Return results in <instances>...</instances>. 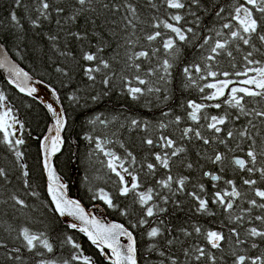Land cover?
Listing matches in <instances>:
<instances>
[{
	"label": "trees",
	"instance_id": "obj_1",
	"mask_svg": "<svg viewBox=\"0 0 264 264\" xmlns=\"http://www.w3.org/2000/svg\"><path fill=\"white\" fill-rule=\"evenodd\" d=\"M51 8L48 12V18L39 17V26H33L32 19L37 18V0H23V7H16L14 0H0V44H2L9 55L13 57L18 64L32 76L38 78L51 86L57 93L64 116L65 127L61 136L65 143L62 145L60 153L54 158V166L58 176L61 178L70 196L79 199L89 210L102 218H109L123 224L133 232L138 250V264H170L168 257L177 259L178 264H196L183 254L184 248L192 245L204 246L213 252L217 257V264H233L234 257L231 255L235 250L238 254L247 256L260 255L264 252V240L260 238H249L245 230L249 227H261L259 222L252 220L255 215H264L258 208L251 209L250 213L243 212L247 209V197L242 196L234 201V209L231 214L234 220L236 215L244 217L241 224H233L229 221V214L223 209L211 203L212 193L217 188H229L224 181H235L238 189L242 193L251 192L247 186L241 183L242 177H247L246 172H242L232 164L234 157L246 158V151L251 143L247 139L236 136L232 139L226 137L228 130L237 132L245 126L251 135L257 140V145L264 139V123L260 118L253 120L252 125H248L251 117L240 116L239 120L229 118L226 125L222 126L224 131L219 134L220 139H225L226 143H219L213 138L216 134L211 133L202 125L207 121L203 115H224L230 113L235 115L237 110L223 104V97L218 101H206L201 99L204 93H200L198 87L187 86L188 81L183 75V67L192 62H199L200 52L193 48L191 44L181 45L179 59L175 62L172 69V76L167 84L160 82L161 93L145 95L139 100L130 99L126 93L122 92L118 77L113 79L112 87L107 89L108 95H103L104 86L100 82L102 74L97 73L96 81L93 83L84 76L82 66L87 64L81 59L84 51L95 52L98 47L103 46V52L100 53L104 59L111 60L117 52L120 54V63L113 62V68L119 70L123 68V58L125 55V39L132 33V29H125L127 9L124 7L125 0H93L89 5L86 4L85 11L80 13L75 19L72 17L79 7L75 0H48ZM137 11L139 21L135 34L131 39L135 40L137 36L141 37L140 43L134 48L140 51L148 48L147 42L142 39L144 32L153 31L151 27L158 20H166L171 14L161 0H153L157 7H152L148 0H127ZM187 2V0H186ZM242 0H201V8H192L190 11H196L202 19V23L196 29L199 32L205 27L215 26L219 28V22H216L212 14V5L219 4L226 9L224 15L235 3ZM104 4H108L106 9ZM113 5H120L118 11L113 9ZM63 7L64 12L58 14L56 7ZM91 9V10H87ZM16 11L20 18V25H15L10 20L9 14ZM189 10L182 12L186 21L192 22L195 27V18ZM131 18V17H130ZM59 22V23H58ZM171 22V21H170ZM188 26V25H186ZM161 31H164L161 28ZM71 33H80L83 37L77 40ZM56 37L55 40L50 37ZM236 55L237 70L242 64L241 53ZM161 55L163 53L161 52ZM257 59L261 57L257 54ZM145 69L149 66H155L156 60L153 58L150 62H142ZM61 68L64 71L58 72ZM217 70L233 71L228 58L220 60ZM195 76V73L193 74ZM222 78V77H221ZM155 83V77L152 78ZM211 78H209L210 81ZM233 80L243 79V77H232ZM209 81H199L200 85ZM0 91H3L7 97V102L13 110V114L24 124L22 131L19 130L17 138L24 139L25 143L19 146V151L23 153L22 159L15 156L13 150L8 145L0 142V168L6 172V177H0V264H36L39 259H53L62 262L73 253L71 245L64 243L66 236H72L74 241L81 245L84 255L91 257L95 264H109L107 259L82 233L76 229H71L65 225L59 216L53 211V205L48 197L45 179L43 175L39 142L46 134L50 123L49 115L45 109L34 100L20 95L14 88H11L0 74ZM210 90H206L208 92ZM167 95L168 99H163ZM97 96V100L91 97ZM74 97V99H69ZM247 108H264V103H256L252 98H245ZM257 100L259 98H256ZM189 100L197 103L214 104L221 103V109L205 108L201 113V121L193 122L187 118V102ZM169 113L165 116L163 113ZM182 117L179 125L174 123L175 117ZM99 119H96V118ZM131 119H137L141 122V128H133L130 124ZM95 120V123L90 121ZM106 121L102 124L100 121ZM148 123L147 130H142L143 123ZM163 123L167 127L161 129L159 124ZM185 127L199 129L205 137H209L211 142L208 145L197 140L194 133H191L192 139H181V131ZM161 135L169 136L176 141L177 146L185 148V152L179 157L171 160L170 170L157 166L153 174H149L146 168L148 162H153L154 152H163L159 146L158 137ZM89 137L92 139L90 140ZM151 137L157 141L156 146L149 147L143 143L144 139ZM105 143L106 151H113L124 159L125 167H128L139 178L141 185L138 191H144L148 187H153L155 193L170 197V201L164 204L159 196H154L150 204L157 207L166 208L167 211L159 213L153 217H147L148 224L142 227L133 228L132 225L137 222L142 214L138 203H134L133 194L127 197L119 195L118 177L107 168V160L103 152L95 148V139ZM2 141V134H0ZM123 144L124 147H120ZM131 151L136 157L135 163L127 156ZM167 151H171L170 149ZM216 153H223L225 160L223 164H214L211 159ZM191 163L192 168L187 164ZM25 165L21 168L20 165ZM23 171L29 175L23 176ZM211 172L222 177L220 181H212L209 177L203 176V172ZM167 175H172L174 179L181 176L188 177L185 183V191H176V185L173 183L172 191L156 184L157 180L166 179ZM126 180L130 182L131 177L125 175ZM252 178L259 180L258 173ZM28 181L29 187L25 186ZM205 186V192L202 197L209 201V213H198L196 211V201L188 196L187 192H199V185ZM217 188H214L213 185ZM259 186L264 187V183ZM103 189L113 199L116 205L109 208L103 200L99 198V191ZM230 190V188H229ZM32 193H35L33 195ZM15 195L22 199L24 205H17L11 197ZM258 199V198H257ZM175 201L179 202L177 207ZM126 211V214H122ZM164 223L161 224L160 221ZM192 225H198L205 231H222L228 235V228L237 227L240 231V239L245 240L244 244L237 245L236 237H229L222 242L223 250L211 249L202 238L195 234L184 236L180 229L192 230ZM227 225V227H225ZM151 227H160L163 235L157 238H149L147 231ZM28 228L37 235L43 233L50 243L53 244L54 253H47L42 246L37 245L35 251L44 253L42 257H37L34 252L27 251L23 247V240L20 236L22 229ZM166 239H174L172 245H167ZM255 242L257 248H252L251 244ZM153 250H149V246ZM20 248L19 253L12 250ZM163 251L165 256H161ZM19 255L20 261L10 259V256ZM200 263L208 264L207 261Z\"/></svg>",
	"mask_w": 264,
	"mask_h": 264
},
{
	"label": "snow or ice",
	"instance_id": "obj_2",
	"mask_svg": "<svg viewBox=\"0 0 264 264\" xmlns=\"http://www.w3.org/2000/svg\"><path fill=\"white\" fill-rule=\"evenodd\" d=\"M93 0H75V4L79 7L76 9L75 15L72 17L75 19L80 13L85 11V5L91 4ZM162 4L167 10H171V14L166 20H158L151 27L153 31H141L144 32L142 39L147 42L149 50L144 49L135 51L134 48L140 43L141 37L137 36L135 40L131 39V35L135 34L137 29V22L139 16L137 15L136 8L125 0L124 7L127 9V15L124 16L126 21L125 29L131 28L132 33L125 39L124 45H118V47H125V55L123 58V68L117 70L113 68V62L120 63L121 58L119 52L112 57L111 60L104 59L100 56L103 52V46L98 47L95 52L84 51L81 59L88 62L82 66V71L85 77L89 81L95 83L97 73L102 74L101 83L105 88L103 95H108L107 89L112 87L113 79L118 77L121 84L122 92L132 100H139L145 95L153 93H161L162 89L159 87V83L163 82L167 84L169 78L172 76V69L175 66V62L179 59L181 53V45L191 44L193 48L200 52L199 62H192L183 67V75L188 81L187 86L198 87L200 93H204L201 99L206 101H218L220 98H224L222 103L228 105L231 108L237 110L236 114L225 113L224 115H203V119L207 121L202 127H206L211 133L216 134L215 139L219 143H226L225 139H220L219 134L224 131L222 126L226 125L229 118L239 120L240 116L251 117L248 120V125L253 124V120L260 118L264 123V108L256 109L247 108L245 98H252V101L256 103H264V0H242L237 2L228 11L227 16L224 15L226 9L219 4L212 5V14L215 17L216 22H219V28L215 26L208 28L205 27L197 32V28L202 23L200 15L196 11H190L192 8L200 9L201 0H161ZM39 7L37 8V18L32 19L33 26H39V17L48 18V12L51 8L48 0H37ZM148 3L152 7H157L153 0H148ZM16 7H23V0H14ZM104 8H108V4L103 5ZM113 9L118 11L120 5H113ZM91 10V9H87ZM184 10H189L190 14L195 18V27L191 26L192 22L186 21L185 15L182 14ZM55 11L60 14L64 12L63 7H56ZM10 20L15 25H20V18L16 11H12L10 14ZM131 17V18H130ZM171 21V22H170ZM59 23V22H58ZM188 25V26H186ZM161 28L164 31H161ZM77 40L83 39L80 33H71ZM55 40L56 37H50ZM2 51V46H0ZM161 52L163 55H161ZM234 53H241L242 64L240 69L237 70L238 65L236 63V55ZM257 54L261 59H257ZM228 58L231 63L233 71L217 70L220 65L221 58ZM153 58L156 60L155 66H149L145 69L143 61H151ZM0 68L6 69L10 73L9 84L14 85L19 92L31 97L37 92V88L29 84L32 79L29 74L22 68L17 67L14 64L9 63L6 58H0ZM58 72H63L61 68L56 69ZM195 73V76L193 75ZM155 77V83L153 82ZM222 77V78H221ZM232 77H243L240 80H233ZM209 78L210 81H209ZM199 81L205 82L203 85L199 84ZM239 84L242 86H232ZM206 90H210L206 92ZM55 95V92H53ZM256 98H259L258 100ZM74 99V97H69ZM92 100H97V96L91 97ZM163 99L167 100L168 96H163ZM48 112L52 114L55 119L54 125L49 127L48 132L54 135H45L41 141V148L44 152L43 167L47 173V191L51 198V203L54 205L53 211L60 216H72L80 221V224L70 223L68 227L71 229H77L82 232L93 245L100 250L101 254L107 258L109 264H138V250L136 247V241L133 236V232L121 224H103L96 217H89L81 205L75 201L68 199L65 195V185L61 182V178L56 174L51 165V158L61 150V146L65 143L61 136V132L65 127L64 113L57 111L51 104L46 105ZM187 118L193 122L199 123L201 121V113L205 108L211 107L215 109H221V103L204 104L197 103L189 100L187 102ZM167 116L169 113H163ZM96 119H99L98 117ZM182 117L176 116L174 123L179 125ZM96 121H90L95 123ZM100 123L105 124L106 121L101 120ZM130 124L133 128H141V122L137 119H131ZM19 125V130L22 131L24 124L13 114L12 108L7 102V97L3 91H0V134H2V141L8 145L11 150L14 151L15 156L18 159H22L23 153L19 151V146L25 143L24 139L17 138L15 132L17 131L14 126ZM161 129L167 127V125L160 123ZM148 123L144 122L142 130H147ZM194 133L197 140H201L203 144L208 145L211 142L209 137H205L199 129H193L192 127H185L181 131V139H192L190 136ZM239 136L242 139H247L251 143L248 146V150L245 155L246 158H235L232 160V164L248 174L247 177L241 178V183L247 186V189L251 192V196L248 197L247 193H242L235 181L229 179L224 183L229 188H217L214 184L213 187L217 188L212 195L211 203L219 205L225 213L229 214V221L233 224H241L244 217L242 215H236L234 220L232 219V212L234 209V201L242 196L247 197V209H242L243 212L250 213L251 209L258 208L264 212V187L259 186L264 183V139H262L257 145L256 138L250 134L248 127L233 132L228 130L226 137L232 139ZM91 140L92 138L89 137ZM159 146L164 149L163 152H154L151 155L154 157L153 162H148L146 168L149 174H153L157 166L166 170L171 168V160L174 157H179L185 152V148L177 146L176 141L169 136L161 135L158 137ZM105 143L110 141H102L99 138L95 139V148L97 151L103 152L108 157L107 168L118 177L119 183V195L127 197L130 193L134 196V203H138L143 209L142 214L138 218L137 222L132 225L133 228L142 227L148 224L147 217H153L159 213L167 211L166 208L157 207L155 204H150L154 200V196H159L163 200L164 204L169 203L170 197L163 196L159 193H155L153 187H148L144 191H138L141 185L139 178L128 167H125L124 159L118 156L113 151H106L104 148ZM143 143L149 147L156 146L157 141L148 137L144 139ZM120 147H124L123 144ZM171 151H167V150ZM127 156L131 158L132 163H135L136 157L131 151L127 152ZM211 162L214 164H223L225 155L223 153H216ZM23 169L25 165L21 164ZM190 169L193 167L191 163L187 164ZM119 169V170H118ZM258 173L259 180L252 178ZM23 176L27 177L29 173L23 171ZM6 172L3 168H0V177H6ZM125 175L131 177L130 182L125 179ZM203 176L209 177L212 181H220L222 177L218 174L211 172H203ZM188 177L181 176L174 179L172 175H167L166 179L157 180L156 184L162 188L172 191V185L175 183L176 191H185V183ZM25 186L29 187L28 181H25ZM205 192V186L199 185V192L192 191L186 194L194 201H196V211L198 213H209V201L202 197L201 193ZM35 195V193H32ZM99 198L104 201L109 208H114L116 205L113 203L112 197L103 189L99 191ZM258 198V199H257ZM17 205H24L22 199L17 198L15 195L11 197ZM177 207L179 202L175 201ZM122 214H126V211ZM254 221L259 222L261 227L252 226L245 230V234L249 238H260L264 240V215H255L251 218ZM164 223L163 220L160 221ZM227 227V225H225ZM180 232L188 237L195 234L197 237L206 241V244L211 249L218 251L223 250L222 242L229 239V237H236L235 243L237 245L244 244L246 241L240 239V231L237 227L228 228V235L226 236L222 231L207 230L205 231L198 225H192V230L181 228ZM163 235V230L160 227H151L147 231L149 238H157ZM20 236L23 240V247L29 252H34L39 244L49 254L54 253L53 244L49 242L44 234L39 235L32 233L28 228L22 229ZM126 237L127 244L122 245L120 238ZM64 243L71 245L73 253L69 258L64 259L62 262H58L53 259H39L36 264H95V261L84 255L81 245L76 243L72 236H66ZM167 245H172L174 239H166ZM0 247H3L0 244ZM252 248H257V244L253 242ZM149 250H153L152 246H149ZM15 253L21 251L20 248L12 250ZM183 254L190 260H194L196 264H200L201 261H207L208 264H217L216 255L209 251L204 246L192 245L188 248H184ZM37 257H42L44 253L35 251ZM163 257L165 253L160 252ZM231 255L234 257L233 264H264V252L256 256H247L238 254L235 250ZM10 259L20 261L19 255L10 256ZM170 264H178V261L174 257H168Z\"/></svg>",
	"mask_w": 264,
	"mask_h": 264
},
{
	"label": "water",
	"instance_id": "obj_3",
	"mask_svg": "<svg viewBox=\"0 0 264 264\" xmlns=\"http://www.w3.org/2000/svg\"><path fill=\"white\" fill-rule=\"evenodd\" d=\"M0 46H2V51H0V58H6V60L11 63V64H14L16 65L17 67L19 68H22L18 62L9 55V53L7 52V50L5 49V47L0 44ZM24 71H26L24 68H22ZM27 72V71H26ZM28 73V72H27ZM0 74L1 76L3 77L4 81L12 88H14L20 95H23L25 97H28L32 100H34L35 102H37L38 104L40 103L42 106H44L46 109V105L48 104H51L58 112L59 111H62V107H61V104L59 102V99H58V95L56 93V91L51 87L49 86L48 84L44 83L43 81L39 80L38 78L32 76L30 73L29 76L32 77V79L29 81V84L33 87H36L37 88V92L29 97L27 96L26 94L24 93H21L19 92V90L12 84H9L8 81L10 79V73L6 70V69H3V68H0ZM53 92H55V95H53ZM39 104V105H40ZM48 111V110H47ZM49 115H50V118H51V122L49 123L48 127H47V131H46V135H54V132L53 133H49L48 132V129L49 127H51L52 125H54L55 123V119L54 117L52 116V114L49 112ZM64 119H65V116H64ZM43 139V138H42ZM42 139L40 140L39 142V150H40V156H41V165H42V170H43V175H44V179H45V186H46V191H47V184H48V180H47V173L43 167V159H44V152H43V149L41 148V141ZM62 148V146H61ZM61 151V150H60ZM60 151L58 153H56V155H54L52 158H51V165L53 167V169L55 170L56 172V169H55V166H54V158L60 153ZM235 158H240L238 156L234 157ZM57 174V172H56ZM58 175V174H57ZM63 183V182H62ZM64 184V183H63ZM65 185V184H64ZM64 192H65V195L67 196L68 199H71V200H75L77 201L81 207L85 210V212L89 215V217H96L97 220H99L101 223L103 224H107L109 221L114 223V224H119L117 223L116 221H112L110 220L109 218H102V217H98L97 215H95L94 211L93 210H87V208L82 204V202L79 200V199H76L72 196L69 195L68 191H67V187L65 185V188H64ZM47 194H48V191H47ZM48 197L50 198V196L48 195ZM51 200V198H50ZM53 208H54V205H53ZM56 213V212H55ZM59 218L62 220V222L65 224V225H68L70 223H76V224H80V221L75 219L74 217L72 216H60L58 213H56ZM82 233V232H81ZM83 234V233H82ZM84 235V234H83ZM85 236V235H84ZM134 236V235H133ZM86 237V236H85ZM87 238V237H86ZM126 238V237H125ZM88 239V238H87ZM127 239V238H126ZM135 239V238H134ZM120 241H121V244L122 245H126L123 243L122 241V237L120 238ZM91 242V241H90Z\"/></svg>",
	"mask_w": 264,
	"mask_h": 264
},
{
	"label": "bare ground",
	"instance_id": "obj_4",
	"mask_svg": "<svg viewBox=\"0 0 264 264\" xmlns=\"http://www.w3.org/2000/svg\"><path fill=\"white\" fill-rule=\"evenodd\" d=\"M40 104V103H39ZM41 105V104H40ZM42 106V105H41ZM44 109H45V111L47 112V114L49 115V112L47 111V109L44 107V106H42ZM49 119H50V122H51V118H50V115H49ZM117 222V221H116ZM117 223H119V224H121L120 222H117ZM107 224H114V223H112V222H108ZM121 225H123V224H121ZM124 226V225H123ZM125 227V226H124ZM135 238V237H134ZM122 241H123V243L124 244H127V239L125 238V237H122ZM105 257V256H104ZM106 258V257H105ZM107 259V258H106ZM108 261V260H107ZM109 262V261H108ZM200 264H204V263H200Z\"/></svg>",
	"mask_w": 264,
	"mask_h": 264
},
{
	"label": "rangeland",
	"instance_id": "obj_5",
	"mask_svg": "<svg viewBox=\"0 0 264 264\" xmlns=\"http://www.w3.org/2000/svg\"><path fill=\"white\" fill-rule=\"evenodd\" d=\"M238 80H240V79H238ZM232 86H237V87H239V86H242V85H239V84H234V85H232ZM14 128L17 130L15 133H17V134H19V130H18V128H19V125H15L14 126ZM16 134V136L18 137V135ZM45 136V135H44ZM43 136V137H44ZM119 170V169H118Z\"/></svg>",
	"mask_w": 264,
	"mask_h": 264
},
{
	"label": "flooded vegetation",
	"instance_id": "obj_6",
	"mask_svg": "<svg viewBox=\"0 0 264 264\" xmlns=\"http://www.w3.org/2000/svg\"><path fill=\"white\" fill-rule=\"evenodd\" d=\"M119 156V155H118ZM121 157V156H120ZM126 179V178H125Z\"/></svg>",
	"mask_w": 264,
	"mask_h": 264
}]
</instances>
